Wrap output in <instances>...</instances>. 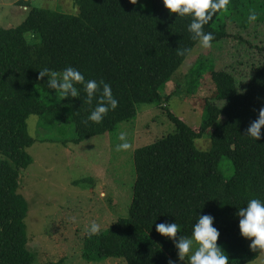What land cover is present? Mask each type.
Returning <instances> with one entry per match:
<instances>
[{
	"label": "trees",
	"instance_id": "obj_1",
	"mask_svg": "<svg viewBox=\"0 0 264 264\" xmlns=\"http://www.w3.org/2000/svg\"><path fill=\"white\" fill-rule=\"evenodd\" d=\"M73 1L78 14L18 0L29 9L24 20L0 26V264H34L24 223L28 206L18 191L20 169L33 161L27 148L36 141L28 132V117L41 116V124L72 122L73 142L78 143L114 131L137 115L141 103L160 106L175 131L134 149L128 214L97 235L87 234L82 256L91 261L118 257L127 264H169L178 254V240L190 236L198 217L207 214L214 218L220 232L217 243L229 264L255 260L264 249L247 247L236 212L252 198L264 200V136L255 141L244 135L264 107V64L249 77L245 90L238 91L234 77L215 69L209 54L196 59L188 71L187 93L205 86V78L209 93L202 101L201 123L191 126L166 106L175 91L161 93L200 45L187 30L191 17L170 14L162 0H137L135 5L129 0ZM258 1L264 12V0ZM244 7L246 0H229L212 15L204 25V31L214 35L212 44L228 36L225 15ZM177 49L184 54L177 55ZM68 66L86 80L110 84L118 106L101 123H83L96 99L89 105L82 85H76L79 97L61 98L48 89L47 77H39L46 68L59 72ZM205 135L211 145L204 151L195 140ZM223 156L233 165L228 178L219 167ZM173 222L180 226L175 237L156 232V224Z\"/></svg>",
	"mask_w": 264,
	"mask_h": 264
},
{
	"label": "rangeland",
	"instance_id": "obj_2",
	"mask_svg": "<svg viewBox=\"0 0 264 264\" xmlns=\"http://www.w3.org/2000/svg\"><path fill=\"white\" fill-rule=\"evenodd\" d=\"M31 3L68 14L79 11L73 0H31ZM28 10L18 0H0V26L18 25ZM250 13L256 14L255 21L248 20ZM223 19L228 36L214 42L209 53L201 45L195 47L161 89L165 95L175 91L166 106L191 126L201 123L202 101L209 93L207 78L203 79L205 86L187 93L188 71L196 59L209 54L215 69L234 77L238 91L245 90L249 77L264 64V12L259 1L246 0V7L226 14ZM216 104L224 105L222 101ZM138 110L134 118L122 121L114 131L78 143L73 142L76 133L72 122L53 120L41 124L44 122L41 116L28 117V132L36 141L27 148L33 161L20 169L18 191L28 206L24 223L34 264H127L118 257L87 260L82 256V245L92 222L103 230L127 216L135 180L134 149L175 131V125L160 106L141 103ZM120 132L127 133L130 148L116 151V145L121 143ZM195 145L200 150L210 149L209 136L196 139ZM219 167L226 178L233 174L229 158L223 156ZM246 243L253 249L251 239L247 238ZM172 262L186 264L187 258L179 260L177 254ZM245 264H264V250Z\"/></svg>",
	"mask_w": 264,
	"mask_h": 264
},
{
	"label": "clouds",
	"instance_id": "obj_3",
	"mask_svg": "<svg viewBox=\"0 0 264 264\" xmlns=\"http://www.w3.org/2000/svg\"><path fill=\"white\" fill-rule=\"evenodd\" d=\"M129 2L135 5L137 0H129ZM162 2L170 14L191 17L187 30L192 34V38L198 39L203 48L212 47L214 35L212 32H205L204 25L216 11L223 9L229 0H162ZM248 20L255 21L256 14L250 13ZM29 38H32L31 34ZM184 51L177 49V55H183ZM39 77H47L48 89L55 90L61 98L79 97L80 90L76 87L79 84L83 86L89 105L96 99V106L83 121L86 125L89 122L101 123L107 113L118 106V100L113 96L110 84L103 80L99 82L95 79L86 80L84 74L74 67L68 66L59 72L46 68L39 71ZM262 126H264V107L260 108L257 118L250 123L244 135L257 141L264 136L261 131ZM118 138L121 143L116 145V151L130 148L126 132H120ZM236 215L239 218L238 228L241 236L251 239L250 247L264 249V200L259 198L248 200L246 206L238 208ZM213 219L211 215H200L192 225L191 235L178 240L176 247L179 260L187 258V264H229L228 256L217 243L220 232L213 226ZM155 230L161 235L173 238L180 231V226L175 222L159 223L156 224ZM87 232L90 236L99 234L100 225L92 222ZM169 264L173 262L169 260Z\"/></svg>",
	"mask_w": 264,
	"mask_h": 264
}]
</instances>
